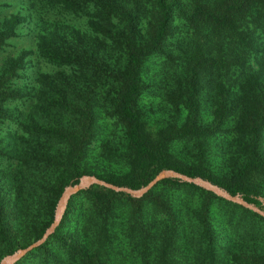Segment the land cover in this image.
Returning a JSON list of instances; mask_svg holds the SVG:
<instances>
[{"label":"trees","instance_id":"16d2710c","mask_svg":"<svg viewBox=\"0 0 264 264\" xmlns=\"http://www.w3.org/2000/svg\"><path fill=\"white\" fill-rule=\"evenodd\" d=\"M16 1L14 12H5L13 4L0 1V134L3 131L2 136L8 134L13 142L23 144L22 157L30 165L21 161L15 166L17 176L42 171L45 178L49 169L56 171L63 179L51 185V197L55 199L67 184L77 183L85 173L81 170L83 158L96 145L98 135L99 147H103L106 132L95 124L101 110L100 98L108 95L97 88L110 83V119L122 129L126 149L118 164L125 162L128 171L89 174L113 185L138 189L159 171L173 169L199 176L260 206V192L249 180L256 171L264 174V161L253 151L254 145L250 157L228 179L205 167L182 166L168 156L163 146L173 138H198L196 111L189 126L167 131L162 147L156 150L143 134V122L134 104L143 88L144 61L149 55L156 57L175 21L181 37L192 40L194 34H201V44L193 42L185 59L190 90L185 100L189 107L193 85H198L204 71L235 74L233 86L237 90H257L259 95L251 93L235 102L233 93H222L218 119H222L227 101V111L250 106L254 115H245L244 131L255 139L264 121V0ZM85 16L96 43L93 48L85 46V33L70 20L84 22ZM25 28L33 45L20 47L12 54V40L23 36L21 30ZM107 43L122 57L117 68L111 67ZM251 58L258 69L249 65ZM252 69L256 72L250 73L253 78L244 81V75ZM33 77L39 80V86L27 84ZM37 89L40 91L33 101ZM65 118H73V124ZM12 150H0V156ZM109 151L115 152L111 147ZM160 185L177 188L178 193L169 199L155 194ZM19 187L22 189V183ZM8 196L3 194L4 198ZM74 196L86 205L72 219L69 214ZM2 210L0 203V221ZM253 223L264 225V217L177 179L166 178L138 198L92 185L69 199L51 236L17 263L39 249L45 251L41 264H226L223 256L231 254L227 248L234 240L219 236L228 232L224 225L243 228ZM232 260L233 264H264L263 255L252 259L234 253Z\"/></svg>","mask_w":264,"mask_h":264},{"label":"rangeland","instance_id":"374dc122","mask_svg":"<svg viewBox=\"0 0 264 264\" xmlns=\"http://www.w3.org/2000/svg\"><path fill=\"white\" fill-rule=\"evenodd\" d=\"M0 1L13 4V7L8 8L5 12L15 11L17 6L16 0ZM70 20L71 23H74L75 27L85 33V46L88 48L96 47V43L91 38V29L88 25L87 16H85L84 22H80L78 19ZM21 31L23 36L12 40L14 46L9 47L12 54L20 47L28 48L33 45L32 40L28 36V29L25 28ZM200 35L194 34L192 40L185 39L183 36L181 37L179 30H177V24L174 21L171 25V32L162 43L156 57L149 55L144 61L142 74L143 88L134 106L138 110L143 122V134L156 150L162 147L164 134L167 131L171 129L179 131L189 126L191 118L195 117L196 111V128L200 131V134H197L198 138L191 139L189 136L177 139L173 138L163 148L169 157L182 166L188 168L196 166L205 167L214 173V175L228 179L233 177L240 164L250 157L249 152L252 145H254L253 151H255L257 157L264 161V121L256 138L253 139L244 131V125L247 120L244 118L245 115L247 113L254 115L250 106L242 105L235 111L232 108L230 111H227L230 108L227 105L229 101L224 104V114L222 115V119L219 120L220 96L222 93L228 94L230 91L233 93L231 96L232 101L236 102L241 96L245 99L248 94L254 93L258 96L259 93L257 90L253 92L252 89L237 90L233 86V83L237 81L235 74L226 75L222 73L215 75L210 71H204L198 78V85H193L194 92L189 102L191 107H189L185 100L186 93L190 92L187 84L188 74L185 59L192 50L193 42H201ZM110 41L108 40V42ZM97 45H99V41ZM106 50L109 51L108 58L111 67L117 68L122 61V57L112 46H109V43H107ZM253 59H250L249 65L253 66L254 69H258V65L254 63ZM254 69H252V72H247L244 75V81L253 78V75L250 73H256ZM262 79L264 81V74ZM81 80L85 85L87 84L84 79ZM28 82L37 86L40 85L39 80L37 81L35 77L27 81V84H29ZM97 89L105 90L108 98L107 96L100 98L101 110L96 115V117H99L95 127L101 125V130L111 135L107 136L104 134L103 147H99L97 137L100 135L95 137L96 145L91 146L83 158L81 170L85 173L80 175L78 181L85 175H92L88 171L108 175L128 171L125 168V162L118 164L121 154L126 149H124L122 142V129L110 119V103L108 99H110L112 86L110 83L104 87H101V84H99ZM39 91L37 89L33 92V101L37 100ZM99 93L100 91L97 92L98 96ZM25 114H27V111ZM65 121L73 124L74 119L65 118ZM4 133L2 131L0 134V150L5 151L7 147H11L13 150L0 156V203L3 204L4 209L1 211L3 227L0 223V260L5 255L11 254L17 249L35 241L41 232L53 222L61 194L57 199L51 197L52 191L50 188L54 182H59L63 179L56 171L51 172V169L48 170L45 178L42 171L25 172L23 175L17 176L14 169L15 166L21 161L25 165L30 164L25 162L22 157L21 149L23 144L21 141L16 140L13 142L12 138H8V134L2 136ZM110 147L115 152L111 153L109 151ZM113 155L118 156L115 157ZM158 173L154 174L150 181ZM249 180L260 192L258 196L260 206L254 205L264 211V174L256 171L250 175ZM21 183L22 189L19 187ZM68 185L70 184L66 186ZM182 188L188 189L187 187ZM154 193H160L169 199L178 193V189L160 185L155 188ZM3 194H9V196L4 198ZM47 199L51 202L47 203ZM54 199L53 218L50 222L51 207ZM84 205H86L85 201L82 202L77 196H74L71 199L70 218L74 219L75 214ZM74 207L76 209L71 211ZM144 210H147V207ZM238 222L244 221L238 219ZM224 228L228 232L219 236L234 240V244L227 248L231 254L223 256L226 264H233L232 254L234 253L245 254L248 257H252V259L258 255H263L264 257V225L253 223L241 228L235 224H225ZM232 229L233 231H231ZM64 230L65 228L60 229L57 232L58 235L63 233ZM251 236L253 237L250 238ZM43 253L45 251L37 249L17 264H41Z\"/></svg>","mask_w":264,"mask_h":264},{"label":"water","instance_id":"95a60500","mask_svg":"<svg viewBox=\"0 0 264 264\" xmlns=\"http://www.w3.org/2000/svg\"><path fill=\"white\" fill-rule=\"evenodd\" d=\"M166 178H172L177 179L181 182H186L190 184H194L196 186H199L207 191H210L214 193L215 195L224 198L228 201H231L233 203L239 204L243 206L244 208H247L262 217H264V211L260 209L259 207L255 206L252 203L247 202L244 200L240 195H232L223 188L211 183L210 181L203 179L199 176H188L186 174H183L181 172H178L173 169H164L160 171L151 181H149L145 186H142L138 189H132L130 187L126 186H117L113 185L103 179H100L94 175H85L79 179V181L75 184H70L66 186L59 198L56 216L53 222L45 229L43 234L40 238L33 241L29 245L17 249L15 252L5 255L0 260V264H16L18 261H20L22 258H24L28 253H30L33 249L39 247L42 245L55 231L56 227L59 225L61 218L65 212V209L67 207L69 199L79 193L82 190H85L89 188L92 185H98L102 186L108 189H111L115 192H124L126 194H129L133 197H141L145 193H147L153 186H155L158 182L166 179Z\"/></svg>","mask_w":264,"mask_h":264}]
</instances>
